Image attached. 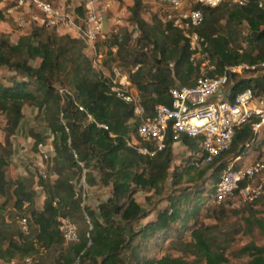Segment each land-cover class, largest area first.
I'll return each instance as SVG.
<instances>
[{
    "label": "trees",
    "instance_id": "obj_1",
    "mask_svg": "<svg viewBox=\"0 0 264 264\" xmlns=\"http://www.w3.org/2000/svg\"><path fill=\"white\" fill-rule=\"evenodd\" d=\"M5 1L0 0V5ZM193 6L203 15V22L195 31L218 72L225 66H255L254 70H245L227 81L224 98L232 100L244 89H250L254 97L262 96L264 0H248L242 6L228 3L215 8ZM5 11L6 7L0 8V22L7 20ZM75 13L83 19L82 8L76 7ZM143 13L141 0H133L130 23L140 33L139 49L129 50L135 31L124 27L106 38L105 43L115 45L118 53L126 52L127 65H139L130 83L138 92L146 116L151 117L156 106L170 105V88L191 86L202 72L199 64L193 66L190 62L191 52L184 34L155 15L144 20ZM244 26L249 33L241 38L247 43L246 49L241 50L235 44L239 41L235 37ZM23 31L26 32L16 42L0 34V70L10 73L0 78V115L7 118L13 135L24 108L35 107L53 135L60 134L54 145V157L62 165L52 168L55 179H41L48 184L43 187L44 205L38 208L36 194L27 180L7 178L12 144L9 139L0 142V219L11 208L16 221L18 217H26L28 222L26 233L18 225L19 241L0 226V264H23L26 258L32 264H200L168 255L158 260L148 258V252L156 253L166 246L173 252L200 257L205 264H231L225 252L233 239L228 233L220 234L222 243L210 237L211 229L200 221V208L215 191L227 166L241 158L248 148L262 145L253 132L254 121L235 131L228 150L202 165L190 156L173 166L174 142L170 132L161 151L153 156L140 154L136 146L128 145L138 124L132 107L109 94L105 79L93 69L85 54L86 45L80 39L58 35L46 28L31 27ZM36 60L38 66L33 64ZM182 141L191 150L198 144L194 138L182 137ZM138 146L153 150L149 143L140 142ZM73 151L85 169L91 165L98 172L100 183L111 188L109 197L98 204L97 210L85 214L90 218L91 230L84 216L80 224L72 219L75 215L72 199L79 203L81 196L75 195L78 182L70 185V179L77 173L80 180L82 175ZM183 175L188 176L191 186L177 189ZM205 184L209 186V194L202 196ZM137 192L149 195L145 197L144 207L135 201ZM224 204L208 207L210 215L203 218L225 220ZM153 214L155 219L147 220ZM58 217H67L76 224L77 243L64 242ZM253 219L264 235V220ZM247 222L248 226L252 223ZM185 231L191 232L194 242L183 241ZM170 238L168 245L166 240ZM230 255L237 260L235 264H264V242H249Z\"/></svg>",
    "mask_w": 264,
    "mask_h": 264
},
{
    "label": "built area",
    "instance_id": "obj_2",
    "mask_svg": "<svg viewBox=\"0 0 264 264\" xmlns=\"http://www.w3.org/2000/svg\"><path fill=\"white\" fill-rule=\"evenodd\" d=\"M164 2L169 7L166 21L172 27L181 31L188 41L191 52L190 62L195 63L197 57L209 64V56L200 51L199 36L196 29L203 22L200 10L187 9L189 0H156ZM194 4L215 8L223 3L242 6L248 0H192ZM77 7L83 10V19L75 13V8L69 6L57 7L52 2L45 0H11L6 8L5 15L12 18L19 30L31 27L55 30L57 33L67 35L75 34L86 47L95 49L102 30V20L105 8L101 0H77ZM119 23V21H117ZM108 50L114 52L115 45L108 44ZM202 53V54H201ZM94 55V53H93ZM102 55L96 54L91 59L93 67L100 69L102 78L108 86V92L125 104L132 107L133 115L137 118L135 137L139 142L149 143L153 150L144 146H138L137 141L128 142L129 146L137 147L140 154L153 156L155 152L164 148L165 138L168 132L175 144L180 143L182 137L198 139V144L193 152L194 158L199 163L210 162L214 157L229 149L235 131L242 125L254 121L253 132L258 135L264 128V98L257 100L250 89L234 95L232 100L224 98V86L232 76L239 75L245 70H254L255 66L238 64L225 66L220 72L213 73L215 68L209 67L210 72H202L191 86H174L169 89L170 105H158L154 109V115L146 116L144 107L140 103V97L130 83V76L117 67H112L109 74L104 73L100 67ZM264 64H261V67ZM139 68L136 65L129 74H134ZM213 73V75H209ZM106 76V77H104ZM205 104L201 109H192V106ZM107 130V126L98 125ZM52 149L48 153H42L44 159H49ZM74 159L81 168L82 175L76 186V196L85 197L87 182L84 164L78 161L75 152ZM240 158L235 159L221 173L215 185L213 201L223 204L234 199L242 202H253L264 195V180L261 178L264 172L263 161H253L247 165L237 167ZM197 165V163H196ZM42 179L56 178L53 170H46L41 174ZM258 179L259 182L255 180ZM244 186L241 187V184ZM74 184V183H70ZM22 232L28 231L26 217L17 218ZM58 229L64 242L77 243L78 232L75 224L67 217L57 218ZM89 224V222H88ZM91 225L89 230H91ZM78 262V261H77ZM8 264H15L10 262ZM23 264H32L30 258H26Z\"/></svg>",
    "mask_w": 264,
    "mask_h": 264
},
{
    "label": "rangeland",
    "instance_id": "obj_3",
    "mask_svg": "<svg viewBox=\"0 0 264 264\" xmlns=\"http://www.w3.org/2000/svg\"><path fill=\"white\" fill-rule=\"evenodd\" d=\"M193 4L194 2L192 0H189L187 4V9H193L194 7ZM75 5L76 3L69 4L71 8H76ZM9 25H10L9 28L6 29L4 24H1L0 32L7 33L9 39L12 42H16L26 31L19 30L11 23ZM248 33H249L248 29L244 26L240 28L237 37H235L240 41V42L238 41L237 43L236 40L235 44L238 45L241 50H245L247 46V43L245 41H241V38H245V36ZM57 34L63 35V33H57ZM139 35L140 33L138 31L133 33L129 41V50H131L132 48L139 49L141 47L140 44L137 43V38L139 37ZM197 35L199 36L198 33ZM103 45L104 48L103 47L101 48L103 49L101 53L103 55V59L101 60L102 63L100 64V67L103 68V71L104 73H106V76L107 74H109L110 69L112 67H117L122 71L126 72L131 78L133 74H129V72L134 67L127 65L125 61L126 52L118 53L117 47L114 52H111L108 50V46H106V44ZM199 45H200V51L203 54L205 53L209 56L206 47L200 44V38H199ZM87 51L85 50V54L90 60V58H92L93 56V52L91 50L89 52ZM33 64L35 66H38L39 61L36 60ZM197 64H199V68L201 72H210L209 67L211 66L215 68V71L213 73H217L219 70L218 67L215 65V63L213 62L212 58L210 60V57H209V64L207 65L206 61H204V59L201 58V55H199L195 63H192L193 66ZM93 69L102 78L103 75L101 74L100 69H98V67H93ZM8 76H10V73H8L5 69L0 70V78L8 77ZM192 79H193V75H192ZM132 89L135 92H137L135 87H133ZM255 98L257 100H260L264 98V94L262 96H257ZM204 105L205 104L195 105L192 106V109L198 110L201 109ZM37 137H40L41 139L38 140ZM134 137H132L129 142L134 140L137 141V144L140 145V142L136 139V137L135 138ZM7 139H9V141L12 144L11 145L12 154L10 159L11 165L6 170L7 178L9 180H15L16 178L27 180L28 183L31 184L30 185L31 189L36 194L35 202L37 207L42 208L45 202L44 201L45 190L43 187L48 183H44L43 181H41L42 179L41 174L46 170H53L52 168H54V165L57 166L62 165L61 160L60 159L57 160L54 157L55 154L54 145L59 141L60 134L57 133L56 135H53L43 115H41L35 107L28 106L24 108L22 120L13 135L11 134V129L9 128L7 118L0 115V142H4ZM258 140L259 141L261 140L263 142L262 145L256 149L248 148L245 154L241 157L242 160L238 161L236 165L244 166L253 161L264 162V128H262V130L258 134ZM182 142L183 141L181 139L180 145L175 146L173 148L174 149L173 166L175 165L178 166L182 164L187 158H190V156L195 157L191 149H189L188 147L187 150L183 149L184 147H182L183 144ZM50 149H52V154L50 155L48 160L44 159L43 155H41V152L49 154ZM86 169H87L86 170L87 177L85 176V178L87 181V190L85 192V197L83 199L81 198V201H79V203L76 201L77 199L76 200L74 199L76 202L72 199L73 202L72 204L75 209V215L72 219H74V221L80 224L79 220H81V217L84 216L87 224L89 222L88 224L89 227L90 218L88 217V215L85 214L88 211L95 212L97 210L98 204L109 197L111 188L105 187L100 183L98 172L92 169L91 165L89 166V168ZM172 171H173V167L171 168L170 172ZM79 177L80 176L77 175L76 173V175L70 179V183L76 184V182H78L79 180ZM261 178L264 180V172L262 173ZM188 180H189L188 176L183 175L181 183L177 187V189L191 186V183H189ZM255 181L259 182L258 179H256ZM208 189H209L208 184H205L204 191H202V196H207L209 194ZM179 194L180 192L177 193V196ZM213 195H214V190L211 192V197H208V199L201 205L200 221L203 222L205 227L211 229L210 237L217 238L220 243H222L221 241H223V237H221L220 234L223 233H228V235L233 239V242L228 245L225 253L229 257L231 264H235L237 260L230 255L232 254V252H236L241 248V246L249 242H257V243L264 242V235L261 233V230L256 227L255 225L256 222L254 223V219L252 220V218L255 217L256 220H264V196L258 199L255 203H251V204H249V202L248 203L242 202L241 199H234L230 202L225 203L224 209L226 212V218L225 220L218 222L212 217L203 218L206 214L210 215V212L209 211L207 212V208L216 204L213 201ZM146 196L149 195H146L145 193L142 192H137L134 195V198L137 203H139L144 207ZM164 206L165 204L162 203L161 208H164ZM155 216L156 214L150 215L147 218V220H151V219L154 220ZM15 219H16V214L10 208L7 210L5 215L0 219V226H2L8 233L15 235V240L19 241V236L17 233L18 224ZM247 221L252 222L251 225L248 226ZM182 237L184 242H190V241L194 242L190 231H185ZM171 241H172L171 238L167 239L166 244L169 245ZM166 247L162 248L159 252L156 253L148 252L149 254L147 255L149 256L148 258L154 257L155 259L158 260L160 258H163V256L168 255L171 256L172 258H179L182 261L189 263L199 262L200 264H205L204 259H200V257H196L195 255H191V254L185 255L182 254L181 252H173L170 250V246L167 248Z\"/></svg>",
    "mask_w": 264,
    "mask_h": 264
},
{
    "label": "crops",
    "instance_id": "obj_4",
    "mask_svg": "<svg viewBox=\"0 0 264 264\" xmlns=\"http://www.w3.org/2000/svg\"><path fill=\"white\" fill-rule=\"evenodd\" d=\"M52 2L55 6L57 7H66L69 6L71 3H76L77 7V0H45ZM144 8H145V13L141 15V17L148 21L150 16L155 15L157 19H159L161 22L166 23V15L167 12H169V7L166 5L164 2H159L156 0H141ZM11 3V0H6L4 3L0 5V8H7ZM101 4L105 8L104 14H103V20H102V30L99 36V39L97 43L95 44V51L91 47H86V51L89 52L90 50L96 54L102 55L103 49L104 48L103 44L105 43V39L108 38L111 34H114L115 32L119 31L120 28H126L128 31H137V28L134 27L132 23H130V8L133 5V0H101ZM70 7V6H69ZM7 21L6 23L0 22L1 24H4L6 29L9 28V24L11 23L14 25L13 20L11 17L6 16ZM119 21V23H117ZM15 26V25H14ZM2 33V32H0ZM2 34H6L3 32ZM72 37L75 38V34L71 35ZM93 55V56H94ZM92 56V58H93ZM90 58V60L92 59ZM103 59V55H102ZM180 143L175 144V146H179ZM183 149H188L187 146L182 144ZM195 149H192V152H194ZM190 154V153H189ZM242 160V158H240Z\"/></svg>",
    "mask_w": 264,
    "mask_h": 264
}]
</instances>
